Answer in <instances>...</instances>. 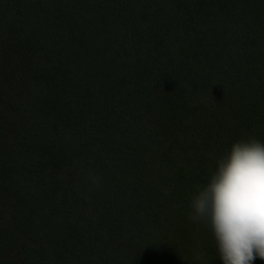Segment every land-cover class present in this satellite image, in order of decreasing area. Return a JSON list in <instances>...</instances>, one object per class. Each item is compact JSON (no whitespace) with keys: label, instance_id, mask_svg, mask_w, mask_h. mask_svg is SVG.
I'll return each mask as SVG.
<instances>
[{"label":"trees","instance_id":"obj_1","mask_svg":"<svg viewBox=\"0 0 264 264\" xmlns=\"http://www.w3.org/2000/svg\"><path fill=\"white\" fill-rule=\"evenodd\" d=\"M249 137L264 0H0V264H222L190 201Z\"/></svg>","mask_w":264,"mask_h":264},{"label":"clouds","instance_id":"obj_2","mask_svg":"<svg viewBox=\"0 0 264 264\" xmlns=\"http://www.w3.org/2000/svg\"><path fill=\"white\" fill-rule=\"evenodd\" d=\"M190 206L207 222L222 264L264 260V142H233Z\"/></svg>","mask_w":264,"mask_h":264}]
</instances>
